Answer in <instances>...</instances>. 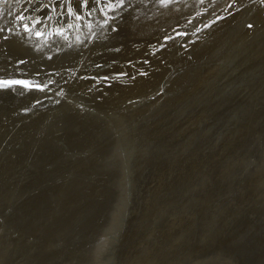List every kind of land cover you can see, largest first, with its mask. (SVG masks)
<instances>
[{
	"label": "bare ground",
	"instance_id": "1",
	"mask_svg": "<svg viewBox=\"0 0 264 264\" xmlns=\"http://www.w3.org/2000/svg\"><path fill=\"white\" fill-rule=\"evenodd\" d=\"M12 1L0 0V79L30 87L0 88V264L83 262L107 196L106 128L131 152L111 264H264V5L204 0L113 54L114 23L66 45L15 36ZM36 84L50 96L36 99ZM221 129L233 137L211 164ZM227 193L235 207L216 209Z\"/></svg>",
	"mask_w": 264,
	"mask_h": 264
},
{
	"label": "rangeland",
	"instance_id": "2",
	"mask_svg": "<svg viewBox=\"0 0 264 264\" xmlns=\"http://www.w3.org/2000/svg\"><path fill=\"white\" fill-rule=\"evenodd\" d=\"M42 2L43 4H47L48 0H42ZM70 2H71V5L74 7V9H78L79 5L81 4V0H70ZM199 2H200L199 0H173L171 4L163 5L160 3V0H133V1L130 0V2L129 0H127L125 2V7H124L126 9L119 8L117 9L118 12L115 11V13L114 12L109 13L110 16H114L116 18L108 21V25H110V23L111 25L114 23L116 24L115 27H117V30H119V32L116 35V38L110 41L109 43L110 47L115 49L113 54L118 53L122 46H125L136 40L140 41L142 40L141 38H144V39L154 38V37L161 35L162 33H165L173 29L179 21H183L185 18L189 17L190 15H194L197 12L198 7L200 6V4H198ZM12 3L13 5L11 7L15 12V14H13L15 15V17L17 15L27 14L33 7L40 6L39 0H17V1L13 0ZM60 3H61V0H55L57 9L59 8ZM126 5L127 6L129 5V6L127 7ZM67 6L68 4L65 3V8ZM88 6L91 7V0H89ZM48 12H49V9L47 7H43L42 11L33 12L31 14L32 19H35L36 16L43 17ZM51 15H52V20L46 21L45 23H41L37 25V28L41 32L43 33L46 32V34H43L42 37L40 38H37L36 34L34 33L35 35L34 38L37 40V42L42 43L44 40L47 41L45 38H47L48 40L49 39L51 40L53 39V37L54 38L59 37V35H56L57 29L59 27V24L57 23V15L55 12H52ZM13 17L9 20V22L8 20L5 21L8 24V26L5 28L9 30L10 28L8 27H11L13 25L14 26L13 34L17 36V35H20V33L24 32V30L22 28V24L20 22H17L15 20V17L14 18ZM100 17L104 20L103 15H100L99 12L93 13L91 17V24L93 27L94 26L96 27V25H101L99 27H102L104 25V22L102 21V19L100 20ZM66 20H67V17L65 13V24H66ZM24 22L29 23L30 21L26 20ZM88 22H89L88 20H85L83 22L73 21L74 25H81V26L79 27L74 26L72 29H67L65 27V34L62 37L60 36L61 39L58 40V43H60V41L63 40L61 41V44L66 45V43H68V40H71V38L75 39V37L77 36H78L77 38H79V36H83V33L86 30L85 28L87 27L86 26L83 28V26L85 24L87 25ZM99 22L100 23L102 22V23L100 24ZM146 29L148 30V32ZM17 30H19V32H17ZM130 31H132L133 33L137 35L139 34L141 37L135 35L137 39H132L131 41H128L129 38H127V34H129ZM140 31H142V33ZM33 32H35V30H33L31 33ZM24 33H28V32H24ZM109 33L112 35L115 34L112 31ZM130 35L134 36V34H130ZM108 37L110 36L108 35ZM110 38H113V36H111ZM115 40H118L119 45L116 43ZM126 42L127 44H125ZM20 44H22V42H20ZM26 44L27 43H25L24 46H26ZM24 46H21V47H24ZM16 49H19V48H16ZM211 67L212 66H210V68H208V70L206 71L204 78L208 77L212 73L213 68ZM25 91H29V89H26ZM49 93L50 92L48 91L46 92V91H41L40 89H37L33 92V95L37 96L36 99H40V98L44 99L47 96H50ZM56 94L58 93L56 92ZM18 96H19L18 98H21V94H19ZM53 97L54 96H51L49 99ZM153 99H154V96L151 94L144 97V99L142 98L141 102L143 103H140V104H143V111H139L137 114L142 115L143 112L149 109H153L152 106H155L157 102L149 104V106L147 105L146 107L144 106V104H146L149 101H152ZM260 128L261 127H257L258 130H260ZM222 130L223 129H221L215 135L214 143H216L217 141L219 142L224 141V142L219 145V148H215V156L210 160L211 164L215 163L221 157V155H223L224 149L228 146L226 143H228L229 140L233 137V134L226 133ZM113 133L114 132L109 130L108 128L103 130V132L101 133L102 134L101 138L102 139L105 138L106 140V146H105L104 151H102L104 154L99 158V160H97V163H98V167L102 166L104 168V173L108 179L106 183L107 196H106L105 203L102 206L104 207V210L102 211L101 209L102 214L100 216L99 225L96 226L94 230L92 231L91 240L88 241L86 245V250L83 253V262L80 264H111L116 254L115 251L112 250V247L116 244V239L120 231L121 232L123 231L122 225H124V219L126 218V213L128 209L127 202L129 200L128 195L130 194L129 186H128L130 172H128V168L131 165V162H130L131 152H127L126 154V151L122 143L116 136L113 135ZM228 135H229V138H228ZM258 135L259 134L257 132L255 133L250 132L246 136L247 137L246 142H247V139L250 140L249 137L252 138V136H253V141H256V138L258 137ZM249 149L250 148L248 146L247 150ZM239 151L240 149L237 150V153ZM231 161H232V157H229L228 159H226L225 162L226 164H228V162H231ZM228 195L229 193H227L222 198H219V197L216 198V199H219L215 205L216 209L221 208L222 210H224L226 208L231 209L235 207L234 200L229 199ZM1 234L2 232H0V235ZM89 234H90V231L88 235ZM7 247L11 250L14 249L13 244H9L7 245ZM208 260L209 258H206L204 261H201L200 264H221L226 260L229 263H231L229 259L214 260L212 262H211L212 259L210 261ZM65 264H77V263L66 262Z\"/></svg>",
	"mask_w": 264,
	"mask_h": 264
},
{
	"label": "snow or ice",
	"instance_id": "3",
	"mask_svg": "<svg viewBox=\"0 0 264 264\" xmlns=\"http://www.w3.org/2000/svg\"><path fill=\"white\" fill-rule=\"evenodd\" d=\"M172 2L173 0H160V3L163 5H169ZM200 2L204 3V0H200ZM253 2H256V0H253ZM39 3H40L39 7H33L27 14L17 15L15 17V20L22 24V28L24 32L31 33L33 30H35V34L37 38H40L43 35V32H41L37 28V25L41 23H45L46 21L52 20V15H51L52 12L56 13L57 23L59 24L56 35L63 36L65 34V27L67 29H72L74 26H77V27L81 26V25H74L73 21L83 22L85 20H88L89 22L87 23L86 26L91 29L92 27L91 17L93 13H96V12H99L101 15H103L104 26L108 27V21L116 18L114 16H110L109 13L115 12L117 9L125 7V0H91V7L88 6L89 0H81V4L79 5L78 9H74V7L71 5L70 0H61V3L58 9L55 4V0H48L47 4H43L42 0H39ZM65 3L68 4L66 8H65ZM236 3H237V0H232V2L227 5V7L231 8ZM259 3L261 5H264V0H259ZM43 7H47L49 9V12L46 13L43 17L36 16L35 19H32L31 14L33 12L42 11ZM65 13L67 17L66 24H65ZM26 20L30 22L25 23L24 21ZM248 27L252 28L253 25L249 24ZM3 31L4 29L0 28V32H3ZM110 31H116V28L110 27ZM4 38L7 39L6 36ZM164 46H166V44ZM106 78L107 77H105V79ZM12 85H23L24 87H30V85L25 84L23 81H16V80L10 81V80L0 79V88L6 87V86H12ZM35 87L43 91L46 85L36 84Z\"/></svg>",
	"mask_w": 264,
	"mask_h": 264
},
{
	"label": "water",
	"instance_id": "4",
	"mask_svg": "<svg viewBox=\"0 0 264 264\" xmlns=\"http://www.w3.org/2000/svg\"><path fill=\"white\" fill-rule=\"evenodd\" d=\"M0 211H1V208H0Z\"/></svg>",
	"mask_w": 264,
	"mask_h": 264
}]
</instances>
